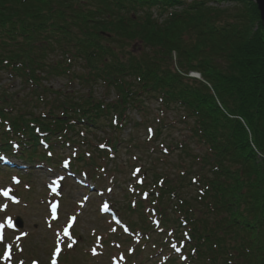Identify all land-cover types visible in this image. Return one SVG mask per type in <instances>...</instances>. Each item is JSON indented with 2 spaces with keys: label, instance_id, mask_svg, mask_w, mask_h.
I'll return each instance as SVG.
<instances>
[{
  "label": "trees",
  "instance_id": "16d2710c",
  "mask_svg": "<svg viewBox=\"0 0 264 264\" xmlns=\"http://www.w3.org/2000/svg\"><path fill=\"white\" fill-rule=\"evenodd\" d=\"M191 70L205 82L181 74ZM0 72L31 86L24 105L0 90V151L33 161L52 164L57 144L103 119L118 131L146 100L163 107L164 127L173 112L188 130L174 142L178 176L198 193L183 198L155 174L152 203L180 228L177 259L264 264V26L253 0H0ZM52 74L102 84L116 102H51L42 83Z\"/></svg>",
  "mask_w": 264,
  "mask_h": 264
},
{
  "label": "rangeland",
  "instance_id": "374dc122",
  "mask_svg": "<svg viewBox=\"0 0 264 264\" xmlns=\"http://www.w3.org/2000/svg\"><path fill=\"white\" fill-rule=\"evenodd\" d=\"M74 66L77 73L85 72L80 62ZM42 84L51 102L88 95L116 102L115 92L102 84L88 86L78 75L52 74ZM3 86L16 94L18 104L29 101L31 86L20 79L0 72V90ZM48 107L41 103L39 108ZM162 108L146 100L140 110L126 109L118 131L108 118L98 126L80 129L70 144L55 146L50 166L5 156L10 171L0 175V229L5 231L0 239V264H180V228L171 221L163 225L152 198L156 181L163 179L153 176H168L165 180L181 186L183 198L198 192L188 184L189 178L181 183L178 176L182 155L174 142L185 139L188 130L179 120L175 123L173 112L164 118L174 124L164 127ZM79 153L82 161L77 159ZM75 158L76 165L72 164ZM164 201L169 204L170 196ZM16 218L23 222L21 229L14 224ZM146 224L154 225L147 234L142 233Z\"/></svg>",
  "mask_w": 264,
  "mask_h": 264
},
{
  "label": "water",
  "instance_id": "95a60500",
  "mask_svg": "<svg viewBox=\"0 0 264 264\" xmlns=\"http://www.w3.org/2000/svg\"><path fill=\"white\" fill-rule=\"evenodd\" d=\"M258 6L261 16V22L264 26V0H254ZM18 225L22 226V221L18 220Z\"/></svg>",
  "mask_w": 264,
  "mask_h": 264
},
{
  "label": "snow or ice",
  "instance_id": "6c2138e0",
  "mask_svg": "<svg viewBox=\"0 0 264 264\" xmlns=\"http://www.w3.org/2000/svg\"><path fill=\"white\" fill-rule=\"evenodd\" d=\"M2 194H3L4 196H8V195H9V191H8V190H2ZM3 207L6 208L7 205H4ZM73 219H74V218H73ZM8 223L11 224V219H10V218L8 219ZM2 227H3V225L0 224V228H2ZM54 264H55V262H54Z\"/></svg>",
  "mask_w": 264,
  "mask_h": 264
}]
</instances>
